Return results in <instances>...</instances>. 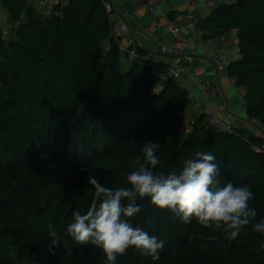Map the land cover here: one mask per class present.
Listing matches in <instances>:
<instances>
[{
    "label": "trees",
    "instance_id": "1",
    "mask_svg": "<svg viewBox=\"0 0 264 264\" xmlns=\"http://www.w3.org/2000/svg\"><path fill=\"white\" fill-rule=\"evenodd\" d=\"M105 1L57 2L45 16L30 0H2L19 24L6 46L0 29V264H103L101 250L77 245L66 232L72 211L85 212L94 196L82 169L123 186L149 141L159 143L154 171L165 175L197 151L212 152L220 186L246 185L257 210L250 220L264 218V0L220 2L198 24L204 36L240 28L241 55L226 75L246 87L243 113L259 132L236 124L221 130L199 113L184 131L188 88L169 78L153 91L165 64L143 47L122 68L127 56ZM137 202L140 213L125 219L164 247L156 260L130 247L116 264H264V236L251 224L231 240L148 198ZM49 227L60 243L52 245Z\"/></svg>",
    "mask_w": 264,
    "mask_h": 264
},
{
    "label": "clouds",
    "instance_id": "2",
    "mask_svg": "<svg viewBox=\"0 0 264 264\" xmlns=\"http://www.w3.org/2000/svg\"><path fill=\"white\" fill-rule=\"evenodd\" d=\"M158 148L157 142L144 144L143 160L137 158L133 170L126 174L127 183L120 187L102 184L91 169H82L88 171L87 182L95 191L87 210L74 209L67 224L66 232L77 245L101 250L103 264H116L117 257L130 247L144 257L158 259L164 241L125 219L140 213L137 197L148 198L151 205L171 211L184 223L195 219L204 228L228 232L231 240L249 224L252 231L264 236V218L254 224L250 220L257 215L249 206L252 191L232 182L220 186L216 178L219 166L212 152L197 151L179 172L165 175L154 171L159 164ZM48 232L52 245L60 243L55 230L49 227ZM259 247L264 250V243Z\"/></svg>",
    "mask_w": 264,
    "mask_h": 264
},
{
    "label": "built area",
    "instance_id": "3",
    "mask_svg": "<svg viewBox=\"0 0 264 264\" xmlns=\"http://www.w3.org/2000/svg\"><path fill=\"white\" fill-rule=\"evenodd\" d=\"M138 11L144 12L147 15L154 16L157 21L152 25L142 27H131L124 17L116 16L114 9V0L105 1L107 12L111 16L113 23V35L124 55L129 59L139 57L138 48L147 49L144 43L137 39V35L145 34L146 37L152 40L158 46V51L155 54L148 50V56H153L156 59L162 60L165 64V69L161 73L159 80L153 87V91H158L160 86L169 78L177 81L188 90L191 85H195L202 92L203 100H197L192 103V109L195 113L203 115L205 121L221 130H231L235 123L229 117L219 113L213 105L211 98L219 93L218 85L209 80L202 79L197 73V66L202 64L213 63L219 72L227 74V67L233 61L240 57L241 48L239 45V27H233L227 32H221L214 35L204 36L199 29L198 24L201 19H197L193 14L184 15L181 12L173 13L170 9H165L159 12V7L167 0H131ZM234 1V0H227ZM65 5L70 0H30V3L42 15L48 16L55 12V3ZM201 3L208 15L213 12L214 8L219 4L217 0H190L189 5L196 6ZM167 17L172 39H168L165 34L161 33L160 18ZM203 19V18H202ZM181 21H185L189 29V34L183 36ZM19 22L11 21L6 10H0V29L6 46L8 40L13 36V33ZM201 47V50L196 49V45ZM228 77V76H227ZM229 83L236 87L241 109L246 112L245 96L247 89L244 86H237L235 79L228 77ZM191 109V107H190ZM183 130L190 132L195 124V117L189 115V108L183 113ZM257 123L256 120L252 121Z\"/></svg>",
    "mask_w": 264,
    "mask_h": 264
},
{
    "label": "crops",
    "instance_id": "4",
    "mask_svg": "<svg viewBox=\"0 0 264 264\" xmlns=\"http://www.w3.org/2000/svg\"><path fill=\"white\" fill-rule=\"evenodd\" d=\"M189 1L190 0H167L159 7V12L165 9H170L173 13L181 12L184 15L189 13L193 14L197 19H202L208 15L207 11L203 9L201 3H197L196 6H191L189 5ZM217 1L220 3L227 0ZM1 9L5 10L2 0H0V10ZM114 9L116 16L118 17L121 15L124 17L125 21L131 27L152 25L158 20V18L155 19L154 16L152 17L144 12L138 11L131 0H114ZM169 21L170 20L167 17L160 18L162 26L161 33L165 34L166 37L171 40L172 35L169 28ZM181 26L183 36L186 37L189 34L186 22L181 21ZM137 39L141 43H144L148 50L153 51L155 54L157 53L158 46L152 40L148 39L145 34L137 35ZM196 49L201 50V47L197 44ZM131 63V59L123 57L121 66L124 70H127L131 66ZM196 69L202 79H209L218 85L219 93L216 96H213L211 101L221 115L229 117L234 121L236 126L245 127L247 129L249 128L256 132L260 131V129H257V127L253 125L254 123H252V121L243 113L236 87L229 83L228 77L225 73L219 72L213 63L198 65ZM188 98L189 115L193 116L195 111L192 109V103L197 100L204 101V96L197 86L191 85Z\"/></svg>",
    "mask_w": 264,
    "mask_h": 264
},
{
    "label": "water",
    "instance_id": "5",
    "mask_svg": "<svg viewBox=\"0 0 264 264\" xmlns=\"http://www.w3.org/2000/svg\"><path fill=\"white\" fill-rule=\"evenodd\" d=\"M2 60V58H1V55H0V61Z\"/></svg>",
    "mask_w": 264,
    "mask_h": 264
}]
</instances>
